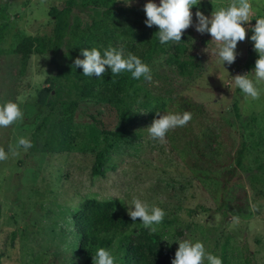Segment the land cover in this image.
Listing matches in <instances>:
<instances>
[{"label":"rangeland","instance_id":"374dc122","mask_svg":"<svg viewBox=\"0 0 264 264\" xmlns=\"http://www.w3.org/2000/svg\"><path fill=\"white\" fill-rule=\"evenodd\" d=\"M63 1L0 0V25L6 29L0 48L13 47L25 36L48 38L52 31L48 11L60 9ZM78 1L87 7L74 11L78 30L89 31L91 19L99 21L109 8L105 31L98 34L94 48L103 55L109 47H123L125 56L131 53L150 67L152 80L142 78L135 84L125 135L108 152L103 175L91 177L101 130L115 131L120 126L116 109L80 100L73 114V145L64 152L50 151L43 144L44 133L36 130L49 100L46 79L54 73L48 52L31 54L22 69L18 57L0 56V106L16 102L24 113L21 122L0 128V147L8 154L0 162V264H92L101 247L112 253L116 264H124L128 235L144 228L139 219L133 222L127 215L133 197L166 212L156 233L144 228L161 253L169 251L174 259L177 243L191 240L202 242L223 264H264V190L252 180L264 171V147L250 146L258 140V132L264 137V94L258 100H245L231 80L236 75L253 77L255 65L246 70L253 58L258 59L251 29L255 19L264 17V0H250L254 15L242 25L247 35L237 44L235 61L223 65L228 75L217 63L216 42L195 30V13L210 19L230 0H200L191 9L192 26L181 38L185 47L182 76L175 66L166 64L168 53L151 54L145 60L158 31L145 25L143 6L149 0H131L130 6L125 5L129 0ZM151 2L159 5V0ZM258 87L264 89V85ZM233 103L241 124L233 116ZM147 105L162 115L187 111L192 119L169 131L161 143L145 130L152 123L146 122ZM240 133L254 134L247 137L252 143L244 158L246 168L237 170L223 188L222 172L233 166ZM21 137L33 145L27 151L18 147ZM17 151L19 155L14 154ZM86 199L112 202L126 226L124 233L106 235L81 253L71 215ZM133 223L136 228L129 233Z\"/></svg>","mask_w":264,"mask_h":264},{"label":"trees","instance_id":"16d2710c","mask_svg":"<svg viewBox=\"0 0 264 264\" xmlns=\"http://www.w3.org/2000/svg\"><path fill=\"white\" fill-rule=\"evenodd\" d=\"M81 8L87 7L80 4L78 0H64L60 9H50L48 15L52 19V31L48 38L22 37L13 47L5 50L0 48V56H16L20 61V68H24L31 54H45L48 52V61L54 67V73L46 79L49 100L46 104V113L41 117L36 126V130L44 133V145L55 153L64 152L73 145V114L78 102L83 99H90L98 103L113 106L117 111L119 128L115 131L101 130V143L99 150L93 154L90 166V176L98 177L104 173V165L107 154L113 150L115 145L121 141L125 135V122L128 118L130 107L132 106V96H135V84L142 80L131 77V73L123 72L112 76L110 69H107L103 79L83 76L81 68L73 69L75 59H83L81 50H90L99 42L98 34L105 31L104 20L109 14L106 8L99 21L91 19L90 27L78 30V26L73 22L74 11L82 12ZM5 25H0V42L5 33ZM67 50V55L65 51ZM185 47L182 42H168L161 44L157 34L152 37L149 48L145 52V60L151 54L165 53L167 55L166 64L175 66L179 75H184L185 63L182 60ZM256 57L246 67V70L255 65ZM161 104H156L159 107ZM188 108V105H182ZM146 122L150 123L156 118V110L146 107ZM185 110V109H184ZM189 110V108H188ZM194 111V108H193ZM232 113L237 122H240L238 107L232 104ZM252 133L239 134V146L234 152L233 166L222 172V187L236 176L237 170H244V158L250 143L247 139ZM258 140L250 146L262 145L264 147V137L257 133ZM111 137V139H109ZM262 166H257L261 169ZM253 183L259 184L264 190V171L252 177ZM201 210L203 208L201 207ZM236 212L241 208L236 207ZM192 211H188V214ZM71 221L73 230L78 238L77 249L83 253L92 247L93 242L102 239L104 236L113 233L125 232V219L114 212L113 203L110 201H97L92 199L84 200L72 213ZM124 264H171L173 256L169 251L161 253V248L155 244L154 239L148 235L146 229L141 228L128 235L123 245Z\"/></svg>","mask_w":264,"mask_h":264},{"label":"clouds","instance_id":"9594fccd","mask_svg":"<svg viewBox=\"0 0 264 264\" xmlns=\"http://www.w3.org/2000/svg\"><path fill=\"white\" fill-rule=\"evenodd\" d=\"M131 0L126 6H130ZM200 0H159V5L149 0L143 6L146 16L145 25L149 28L156 26L158 40L161 44L168 42H181L184 31L192 26L193 14L191 9L198 6ZM254 15L250 0H230L229 5L211 14V18H206L200 11L195 13L196 24L195 30L211 36V41H215L218 50L217 63L223 68L227 63L231 65L236 59L235 49L238 42L246 39V29L242 25L249 23L250 17ZM250 37L253 42V50L258 55L255 60V66L252 71L253 77L248 74L236 75L231 78L234 87L238 88L244 96L245 100H258L264 94V89L258 87L264 85V17L255 19V26L251 29ZM194 42V41H193ZM65 55H67V50ZM83 59H75L73 69L79 67L83 71L85 77H97L103 79V75L107 69H110L111 75L116 76L123 72L131 73L133 79L151 82L152 74L150 67L142 62L137 56L128 53L125 56L123 47L119 49L109 47L103 52L96 48L90 50H81ZM226 72V70L223 68ZM227 73V72H226ZM228 75V73H227ZM24 113L16 102L8 101L0 106V128H8L16 122L23 120ZM157 119H154L147 131L149 137L161 143L166 142V135L169 131L177 127L186 126L192 119L190 112L167 114L156 113ZM32 143L27 138L18 139V147H22L27 151L32 147ZM19 155V152H15ZM8 154L4 148L0 147V162L6 161ZM127 215L133 222L139 219L140 224L148 229L151 233L158 231L159 225L162 224L166 212L155 205H150L147 201L138 197H133L130 206L127 207ZM234 222H238V217H233ZM136 224L133 223L128 227L129 233L133 232ZM178 248L175 251L174 259L171 264H223L220 257L206 251L202 242L191 240H181L177 243ZM92 264H116V258L112 253L101 247L95 256L92 257Z\"/></svg>","mask_w":264,"mask_h":264}]
</instances>
